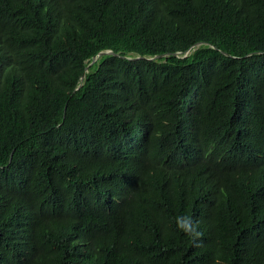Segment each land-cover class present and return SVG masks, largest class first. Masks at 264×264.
Returning a JSON list of instances; mask_svg holds the SVG:
<instances>
[{
    "label": "trees",
    "instance_id": "trees-1",
    "mask_svg": "<svg viewBox=\"0 0 264 264\" xmlns=\"http://www.w3.org/2000/svg\"><path fill=\"white\" fill-rule=\"evenodd\" d=\"M0 264H264V0H0Z\"/></svg>",
    "mask_w": 264,
    "mask_h": 264
},
{
    "label": "clouds",
    "instance_id": "clouds-1",
    "mask_svg": "<svg viewBox=\"0 0 264 264\" xmlns=\"http://www.w3.org/2000/svg\"><path fill=\"white\" fill-rule=\"evenodd\" d=\"M176 226L180 231L192 237L193 240H196L201 235L198 230V224L190 216H178L176 218Z\"/></svg>",
    "mask_w": 264,
    "mask_h": 264
},
{
    "label": "water",
    "instance_id": "water-1",
    "mask_svg": "<svg viewBox=\"0 0 264 264\" xmlns=\"http://www.w3.org/2000/svg\"><path fill=\"white\" fill-rule=\"evenodd\" d=\"M195 47H196V46H195ZM188 51H190V49H189ZM106 53L118 54V53H116V52H114L113 50H110V49H109V50H102V51H100L98 54H96V55H94V56L92 57L90 63L87 65L86 69L89 68V65H90V64L94 63L96 60L99 59L100 56H102L103 54H106ZM158 56H161V55H158ZM139 57H141V56H139ZM84 76H85V73L83 74L82 78H83Z\"/></svg>",
    "mask_w": 264,
    "mask_h": 264
}]
</instances>
